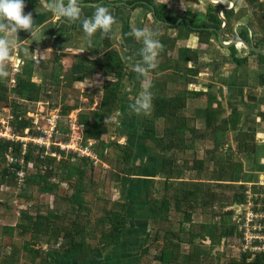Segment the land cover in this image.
I'll return each instance as SVG.
<instances>
[{"label": "trees", "instance_id": "obj_1", "mask_svg": "<svg viewBox=\"0 0 264 264\" xmlns=\"http://www.w3.org/2000/svg\"><path fill=\"white\" fill-rule=\"evenodd\" d=\"M121 1L116 0L113 3H121ZM236 1L234 0L235 4ZM244 1L246 9L253 11V15L250 13L249 16H252L248 17V23L239 26L236 39L247 44H253L263 50L264 14L259 16L257 11L264 10V1ZM80 3L110 4L107 0H80ZM124 3L131 8L143 7L145 12L152 13L157 21L167 24V28L177 29L175 37L161 38L163 47L159 51V57H166L168 55L166 53L173 50L175 42L182 37V33L197 30L199 41L202 43H207L211 35L217 36L223 23L218 15V10L228 5L226 2H220L216 6L208 4L205 19L196 24L185 17L187 13L166 17L164 15L165 6L157 5L153 0H126ZM157 7L159 10H157ZM222 14L226 20L225 30H231L230 22L234 17V10H224ZM252 22H255L260 28L259 36L253 30ZM195 26L198 29H195ZM111 37L112 33L102 38V53L99 56L90 58L84 54L69 55L70 65L68 68H64L62 64V57L65 55L61 53L54 54L48 74L43 72L40 74L39 69L44 70L47 68L44 60L31 57L24 58L19 69L13 73L12 77L8 75L7 78L0 79V108L1 105L10 107L12 115L10 124L15 133L20 132L22 134L24 129L29 128L30 133L33 134L31 121L26 118L29 104L40 101L45 95H48L47 91L49 90L57 93L60 88H72L74 83L91 79L99 71L102 76V94L98 108L96 110L90 108L92 100H89V104L85 109H82L83 104L81 102L75 101L73 105H63L60 114L65 117L70 111L79 110L77 121L83 127V145H86L88 141H94L96 144L92 145V149L102 162L105 161L104 151L107 147L114 146L120 150L121 156L115 161V165L112 164L113 168L109 173L110 177L118 183L122 176H135L140 168H137L133 163L134 152L131 147L126 144H117L116 141L105 143L102 139L108 133L109 119L119 109L122 93L120 85L123 74L127 69L122 56L112 46ZM230 49L234 50V47H230ZM234 53L233 51L232 61L236 66L243 65L247 61V57L238 58ZM251 55L256 54L249 52L248 56ZM257 56L264 59V55L258 54ZM169 57H166V61L162 63L163 65L157 64V70L154 69L153 71L154 76L150 77L148 90L152 97V108L150 114L144 115L142 113L141 134L147 142L144 151L148 153L150 146H153L160 153L162 167L158 179L160 185L146 190L144 197L147 205V219L154 226L157 225L153 235V243L156 245L154 248L155 253L153 260H149L150 248H148L147 243L150 239V233H146L140 244L139 255L141 260L148 257V261H156L159 264H175L179 259L182 262L177 264H200L203 261L202 258H206L210 254L209 251L218 246L222 238L236 235V226L230 222L233 213L225 211L220 215L219 221L200 224L198 232L191 228L187 229L185 225L192 222L195 207L197 205L205 206L207 203L212 204L215 197L207 188L205 190V193H208L206 198L201 199L202 184H208L200 178L203 160H193L192 164L185 166L190 168V171L198 173L199 178L195 181L184 180L182 177L184 170L176 169L172 160L173 157L177 156L176 153L192 149L195 141L208 140L213 143L215 150L220 149L228 134L236 131L239 125L240 112L233 109L228 116L220 118L221 106L216 103V106L212 107L210 99L206 108L195 109L193 115L184 114L189 95L197 96L200 93H192L184 88L175 91L172 95L166 94L169 83L175 80V76L178 75V71L181 69L178 63L171 61ZM177 58L184 61L195 60L197 54L188 48H181L177 52ZM163 71H169L168 75L165 76ZM188 71L193 74L198 72L197 69ZM37 72L43 79L41 83L33 80ZM11 80H13V83ZM191 81L192 79L185 78V83H191ZM45 82L49 83L48 87ZM10 95L13 97L10 98ZM201 115L203 116L204 125L202 128H196L194 124H191V121L199 119ZM161 120L164 121V125L161 132H158L157 126ZM247 139L252 140L253 138L249 134L246 138L242 135L240 137L239 134V139L236 140L237 153L253 151V140L250 142L249 140L246 141ZM98 147L100 148L99 152L96 151ZM52 150H57V147H53ZM42 152H44V149L29 143L23 153L22 143L19 141L11 142L0 139V164H3L0 171V184L14 182L20 192L29 187H34L42 194L57 196L60 183L67 182L71 192L70 194L65 192L62 199L69 204L70 212H61L56 208L47 211L45 214L37 212L31 215L27 211H22L19 214V222L15 226L4 228L3 232L12 235L15 229H20L22 237L27 235L30 240L29 242L26 240L23 249L32 254L33 263L39 259L38 264H52L56 255H80L83 257H89L93 254L101 255L108 248L118 246L128 228V220L125 215L128 204L125 201H115L110 209H105L95 219L92 218L94 220L91 221L89 217L91 209L85 200V194L90 189L91 179L89 182H86V179L87 173L92 174L93 171L90 163L92 160L76 157L72 154L64 157V153H62L58 164L55 165L56 158L47 155L42 156ZM7 156L12 159L11 162H9ZM66 157L68 158L64 161L63 158ZM21 158L23 164L18 161ZM28 162L34 165V173L26 172ZM87 163H89V168L85 167ZM241 167L240 162L233 164L227 161L225 162V168L220 166L215 177L209 178L207 181L213 182L215 185L229 182L239 183ZM19 171L25 173L23 184L20 187H18L17 178ZM237 188L240 193L232 197L231 203L239 205L244 201L246 185L240 183ZM170 210L182 213L184 216L175 230L172 229L173 223L169 221ZM195 237H198L201 241L198 243L199 246L202 242L208 240V249L204 247L199 248V250L194 249ZM35 243L46 244L48 249L44 252L38 248L34 250L30 244ZM52 244L54 246L50 247ZM182 244L190 246L188 253L180 254ZM229 264H264V255L257 254L250 258L249 254H242L240 261H232Z\"/></svg>", "mask_w": 264, "mask_h": 264}, {"label": "rangeland", "instance_id": "obj_2", "mask_svg": "<svg viewBox=\"0 0 264 264\" xmlns=\"http://www.w3.org/2000/svg\"><path fill=\"white\" fill-rule=\"evenodd\" d=\"M211 2L210 0H208ZM234 1V0H233ZM264 1V0H262ZM155 2V0H153ZM232 2V1H231ZM206 6V3H204ZM231 6L229 3L228 7ZM246 6L244 0H237L236 9L239 12V17L247 16L251 17L253 15V11L249 9H240V7ZM202 7V6H201ZM143 8V7H142ZM136 8L134 13H139L141 15L144 23L149 26L145 19L144 8ZM202 9V8H200ZM157 10L158 7H157ZM252 14L249 16V14ZM143 14V16H142ZM257 14L263 15L264 10L257 11ZM185 17H189V14H185ZM193 20V19H192ZM196 20H193L195 22ZM143 23V22H142ZM253 30L260 35V28L252 22ZM82 35V34H80ZM119 36V34H118ZM114 41V37L111 38ZM41 44L36 45L39 49L37 55H31V58H37L44 60L47 64V68L40 70L44 74H48L50 72V62L54 57V54L60 53L55 43H52L51 38H43ZM46 41V42H45ZM50 42V43H47ZM80 42V41H79ZM98 47L95 52L91 50V52L83 50L84 55L93 58L101 55L102 49L100 48L98 42L96 44ZM94 50V49H93ZM42 53H41V52ZM16 49L11 54V59L7 62V70L9 75L12 77L13 73L19 69L22 58L19 59L16 53ZM33 52V51H32ZM75 52H78L77 50ZM15 54V55H14ZM27 54V53H26ZM75 55L77 53H74ZM64 55V54H63ZM25 57L27 55H24ZM174 57V52L172 54ZM124 57L125 52H124ZM127 62V61H125ZM128 70H125L123 74V80L120 85L121 96L118 111L109 119L108 121V133L102 137L105 143H109L111 141H116L117 144L128 145L133 149V163L137 168H140L134 177H126L122 176V180L118 183L110 177V170L113 168L112 164L115 165V161L121 156V152L114 146H109L105 149V161H101L98 157L96 161H91L92 164V174L90 172L87 173L86 182H89L90 179V189L85 194V200L90 206L91 213L90 218L91 221L95 219L100 213H102L105 209H110L112 203L115 201H125L128 204L127 211L125 215L128 220L127 230L123 234L121 243L118 246L108 248L101 255H91L89 257H83L80 255H69V256H60L56 255L52 264H159L156 261H148L153 258L155 253L154 248L156 245L153 243V235L154 231L157 229V225L154 226L153 223L149 222L147 219V205L145 202V191L147 187L158 186L159 181V167H160V157L156 153L144 154L141 146L142 140H131L133 136H141L142 128H141V114H134L130 108L129 104L133 102L136 96L148 86L150 81L144 83L142 78H137V75L134 76L132 67L130 65L131 62H128ZM62 64L64 68H68L70 65V59L62 58ZM41 67V66H38ZM35 74L33 80L37 83H41V75ZM168 75V72L165 73V76ZM47 83V82H45ZM148 83V85H147ZM47 83V87H48ZM45 85V84H44ZM183 88V83H179L176 80H173L169 83L167 92L169 94H173L174 91H178V88ZM180 88V89H181ZM101 89H102V76L98 71L91 79H88L84 82H76L73 84L72 88H60L57 93H53L51 90L47 91L48 95H45L40 101L35 104L31 103L28 105L27 114L33 115L37 117L39 120L40 127L45 128L46 122L44 117L46 113L50 110L58 109L59 113V122H58V130L60 138L63 140L73 135V131L69 126V114L71 112H77L79 110H72L68 113L67 116H62L60 114L61 107L65 104L73 105L75 101L81 102L83 104V108L89 104V100H92V104L90 105L92 110H96L99 106L101 100ZM139 90L136 92L135 90ZM13 97L10 95V98ZM64 99V101H63ZM204 106V103H201ZM199 103L191 102L188 104L187 108L184 110V114L193 115V108ZM5 105H1L0 108V118H5L10 113V107H4ZM27 115V116H28ZM225 114L219 111V117H224ZM201 115L199 119L192 120L191 124H194L196 128H202L204 120ZM164 125V121L158 122V132H161ZM31 128H35L36 125L31 123ZM34 130V129H33ZM67 133H66V132ZM81 136V142L83 141V127L76 131ZM19 135H24V131ZM31 134L28 131V135ZM189 134V133H188ZM27 135V136H28ZM133 135V136H132ZM236 133H229L226 141L223 142L221 148L218 150L213 148V143L208 140L196 141L194 145V149L185 150L183 152L176 153L177 156L173 157L172 163L176 166V169L184 170L183 179L184 180H193L195 181L198 177V173L196 171H190V168H186L185 166H189L192 164L193 160H203L202 170L200 173L201 180L207 182L202 184L201 191V199L206 198L205 190H209V192L215 197L213 199V203H207V205H197L192 214V222L190 224L185 225L186 228H191L195 232H198L200 224H209L220 220V215L225 211H231L233 214L237 211V205L231 203L232 197L235 194H239L240 190L237 188L238 184L247 183L253 184L258 180H264V175H261L257 181L248 182L243 179V163L241 161L240 153L236 151L235 147L232 146L233 140ZM188 136V135H187ZM239 137V136H237ZM136 140V141H135ZM91 144H96L94 141L88 142ZM87 143V144H88ZM188 143V141H187ZM86 144V145H87ZM52 150V148H51ZM96 151H100L98 147ZM51 156L50 150H44L42 152V156ZM62 156V155H61ZM68 156V154H64V157ZM53 157V156H51ZM77 157V156H76ZM55 165L59 162V157H54ZM68 157L63 158L65 161ZM95 156L93 155V159ZM175 159V160H174ZM63 161V162H64ZM72 161V160H70ZM236 164L238 162L241 163V179L239 183H225L215 185L213 182L207 181L209 178H214L217 172V169L220 166H224L225 162ZM75 162V161H73ZM20 163L23 164V159L21 158ZM3 164H0V171L2 170ZM86 168H89V163H87ZM183 167V168H182ZM34 165L28 162L26 165V172L34 173ZM199 170V169H197ZM90 176V177H89ZM57 179V178H56ZM54 179V180H56ZM92 182V184H91ZM253 187H251L252 189ZM68 189V190H67ZM18 188L14 185V182L11 183H2L0 184V264H38L36 261H32V254L24 251L23 245L26 244V240L29 242V237L25 235L22 237L20 235V229H15L12 232V235L4 233L3 229L10 226H15L19 222V214L22 211H27L29 214L34 215L37 212L45 214L49 210H54L58 208L61 212L67 211L70 212L69 204L65 202L62 197L65 192H70L68 188L67 182L60 183V190L57 196L50 194H42L36 190L34 187H29L26 190H22L20 193ZM215 194V195H214ZM232 214V215H233ZM183 214L177 211L170 210L169 212V221L173 223L172 229L178 228L179 221L183 220ZM94 218V219H92ZM230 222L233 224L232 218H230ZM236 231V229H235ZM150 233V239L147 243L148 248H150V255L145 259L141 260L139 255L140 244L143 241L145 234ZM201 242L198 237H195V248L198 249L204 247L208 249L209 241L205 240L199 246L198 243ZM31 247L35 249L43 250L42 252L48 249L46 244L35 243L30 244ZM52 244L50 247H53ZM190 250V246L186 244H182L180 246V254L188 253ZM210 254L205 258L203 257L202 263L200 264H229L232 261H240V257L242 253L239 250V243L236 235L224 237L221 239L218 246L212 248L209 251ZM201 259V256L199 257ZM153 260V259H152ZM182 262L181 259L178 260L177 263ZM175 263V264H177Z\"/></svg>", "mask_w": 264, "mask_h": 264}, {"label": "crops", "instance_id": "obj_3", "mask_svg": "<svg viewBox=\"0 0 264 264\" xmlns=\"http://www.w3.org/2000/svg\"><path fill=\"white\" fill-rule=\"evenodd\" d=\"M107 1L110 2V4L81 3L83 15L91 16L95 5H103L109 8L111 14L116 18L117 21V23L113 26L111 37H114L115 40L112 41L111 39V43L114 49L120 53L123 60L127 61L125 62L127 67L126 70H128V62H131L130 65L132 67L135 61L139 59L137 56V51L141 47L139 43H137L132 37L128 35L133 27L159 28L160 31L158 39L160 41L161 38H165L167 36L175 37L177 35V29L167 28V24L157 21L153 17L152 13L146 12V14H144L145 19L148 20L146 23H148L149 26L145 24L139 13L133 14L136 8H142L140 6L136 8L128 7L124 3L126 0H122L121 3L115 4L113 2L116 0ZM213 1H218V3L212 4L208 0H155L154 3L165 6L166 10L164 15L166 17L189 13V17L187 19L192 22L193 20H196L194 23L197 24L205 19L208 4L216 6L220 2H226L229 5V3H231L230 1H232L230 7H228V5L227 7H224L228 8L226 10H234V17L230 22L232 29L225 30V28H223V39L227 43L231 40H235L236 32H239V26L247 24L249 18L247 16H238L239 12L234 9L236 4L233 0ZM24 3L26 5L24 8V13H32L33 19L35 20L34 23L40 28L41 35L43 38H51L52 43H55L54 46H56V49L61 54L65 55L62 58L70 59L69 55H74V53L84 54L82 52L83 50L81 48V43L78 39L80 34H82L81 25L79 22H70L62 17L54 16L50 12L46 11L44 7L45 0H24ZM204 3H206V6ZM244 8L246 9V6L240 7V9ZM220 10L221 9L218 10V15L221 19L223 17V12L221 13V16L219 13ZM195 29H198V27L195 26ZM182 34V37L175 42L173 50L166 53L168 54L166 57L170 56V60L177 62L181 67V69L178 71V75L175 76V80L177 82L181 84L183 83V88H180H185L192 93H200V95L197 96L189 95L186 101V108L190 101L200 104V106L196 105L193 108V111L199 108H206L208 106V101L211 99V106L214 107L216 106V103L219 104L221 106V113L225 114L224 117L228 116L233 109H236L238 112H240L239 125L236 131L231 132L236 133L235 136H232L234 137L232 146L235 147L234 145H236L237 138L239 139V137H237L239 134L240 137L242 135V137L245 138L247 137V134L252 136L254 144L253 151H244L240 153L241 161L243 163L242 180L248 182L257 181L261 175H264V59L259 58L257 56L258 54L248 56L246 51L243 50L244 46L241 44H235L234 46H231L234 47V50L230 49V47H222L218 42V37L215 35H211L207 43H202L199 41V33L197 30H192L189 33L185 32ZM18 38L20 43L16 48V53L18 58H22V60L27 57H32L31 52L33 51V53H36L38 48L36 45L44 42L42 39L40 42L32 40L30 43V41H27L30 40V33L24 30H20L18 32ZM97 42L102 49V38H100L99 33H97L93 38V46L86 48L85 51L91 52L92 50L95 52V50L98 49L96 46ZM181 48H188L192 52H195L197 54V58L195 60L189 61L178 60L177 52ZM76 50L78 52H75ZM233 51L235 52V56L238 58L247 57V61L243 65L236 66L232 61ZM124 52L127 58L124 57ZM173 52L174 57L172 56ZM24 55L27 56L25 57ZM166 57L158 56L157 64L161 66V64L166 61ZM155 69L157 70V67ZM191 69H197L198 72L193 74L192 72L188 71ZM153 71L154 69L149 73L147 78H142L145 79L143 80L144 83L150 81V77L154 76ZM163 72L166 73L165 71ZM133 74L134 76L136 75L134 72ZM185 78L192 79L191 83H185ZM180 88H178V90H180ZM135 91L139 92L138 89ZM173 93H175V91ZM166 94L172 95V93L169 94L168 92H166ZM201 103H204V106H202ZM134 138L137 141H143L141 142V146L143 153L145 154L144 146L147 144L145 138L142 136V134L141 136H139V134L138 136H133L131 140H134ZM248 140L250 142L252 141L250 139H247L246 141ZM194 145L192 149H194ZM152 152L156 153L160 157L159 169H161L162 160L160 153H158L153 146H150V149L146 154ZM149 188L150 187H147L146 190Z\"/></svg>", "mask_w": 264, "mask_h": 264}, {"label": "clouds", "instance_id": "obj_4", "mask_svg": "<svg viewBox=\"0 0 264 264\" xmlns=\"http://www.w3.org/2000/svg\"><path fill=\"white\" fill-rule=\"evenodd\" d=\"M24 0H0V79L7 78V62L11 59L12 52L18 47L20 40L18 32L24 30L30 33V40L40 42L43 39L41 30L35 25L31 12L25 14ZM45 10L57 17H62L70 22H79L82 35L78 37L82 50L93 46V38L99 33L100 38L112 33L113 26L117 23L108 7L95 5L91 16L83 15L80 0H45ZM159 28L133 27L128 33L141 47L137 51L139 59L132 65V71L137 78H147L149 73L157 67V57L162 49L158 39ZM29 51V50H26ZM31 52L32 55H37ZM134 114H150L152 97L145 88L138 97L129 104Z\"/></svg>", "mask_w": 264, "mask_h": 264}, {"label": "built area", "instance_id": "obj_5", "mask_svg": "<svg viewBox=\"0 0 264 264\" xmlns=\"http://www.w3.org/2000/svg\"><path fill=\"white\" fill-rule=\"evenodd\" d=\"M11 82L13 83V80ZM27 115L26 113V118L30 119L33 125H36L35 128H32L34 129L33 134L28 135L29 128L24 129V135L15 133L10 124L12 115L9 113L4 119L0 118V139L11 142L19 141L22 143L23 153L26 145L31 143L44 150H50V154L53 157L60 158L62 153H64L88 158L93 162L97 160L96 153L92 149L93 144L90 145L88 143L87 145H83L80 134L76 132L82 127L77 121V112L69 114V126L73 131V135L70 137L67 135L65 140L60 138L59 135L58 109L53 108L46 113L44 117L46 122L45 128L40 127L37 117L30 114ZM53 147H57V150H51ZM93 155L95 156L94 159ZM7 158L9 162L12 161L9 156ZM20 160L18 161L20 162ZM24 175L23 171L17 173L18 187L23 184ZM244 185H246V190L244 191L245 198L242 203L237 205V211L232 215V221L236 226L240 252L242 254H249V257L253 258L257 254L264 255V180H258L256 183L249 185L245 183ZM251 187L253 188L251 189Z\"/></svg>", "mask_w": 264, "mask_h": 264}, {"label": "water", "instance_id": "obj_6", "mask_svg": "<svg viewBox=\"0 0 264 264\" xmlns=\"http://www.w3.org/2000/svg\"><path fill=\"white\" fill-rule=\"evenodd\" d=\"M212 4H217L218 1H213V0H210ZM231 2V1H230ZM232 3V2H231ZM228 8H222L220 10V15L222 16V12L224 10H226ZM222 21H223V24H222V29L220 30V32L218 33L217 37H218V42L219 44L222 46V47H225V48H229L231 46H234L235 44H241L242 46H244V49L246 51V53L248 54L249 52H253L255 54H260V55H264V49H259L257 47H255L253 44H247L246 42L242 41V40H239V39H235V40H231L229 41L228 43L224 41L223 39V28L226 24V20L224 18V16L221 18Z\"/></svg>", "mask_w": 264, "mask_h": 264}, {"label": "bare ground", "instance_id": "obj_7", "mask_svg": "<svg viewBox=\"0 0 264 264\" xmlns=\"http://www.w3.org/2000/svg\"><path fill=\"white\" fill-rule=\"evenodd\" d=\"M238 45H240V44L238 43Z\"/></svg>", "mask_w": 264, "mask_h": 264}]
</instances>
